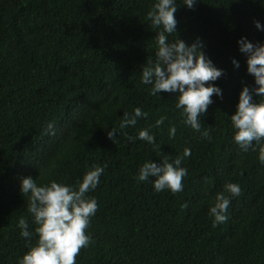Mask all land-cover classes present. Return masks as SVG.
I'll use <instances>...</instances> for the list:
<instances>
[{"label":"trees","instance_id":"1","mask_svg":"<svg viewBox=\"0 0 264 264\" xmlns=\"http://www.w3.org/2000/svg\"><path fill=\"white\" fill-rule=\"evenodd\" d=\"M154 3L0 0V264H17L37 239L21 180L75 185L92 165L107 167L87 193L98 208L76 264H264V164L258 146L243 152L233 142L230 121L242 87L254 86L237 41L264 42L254 24H264V0H198L192 9L176 0L177 33L169 40L199 39L223 70L211 82L223 96L213 95L199 117L202 130L211 126V139L184 125L178 93L153 96L151 85L141 83V66L157 49L159 29L147 18ZM136 107L148 116L120 129L123 113ZM161 116L165 122L156 127ZM49 122L55 135L45 131ZM170 125L177 129L171 139ZM112 128L114 141L107 137ZM145 128L161 149L128 138ZM186 147L183 191L155 192L135 179L146 160L171 161ZM228 182L241 192L231 197L227 220L214 227L209 208ZM21 217L30 240L20 236Z\"/></svg>","mask_w":264,"mask_h":264},{"label":"clouds","instance_id":"2","mask_svg":"<svg viewBox=\"0 0 264 264\" xmlns=\"http://www.w3.org/2000/svg\"><path fill=\"white\" fill-rule=\"evenodd\" d=\"M198 0H182L189 9L194 8ZM176 0H155L151 10L147 13L152 27L159 29L155 41L157 49L155 59L148 60L141 66V83L151 85L150 94L160 95L161 92L178 93L175 107L181 110L183 123L200 133L202 139H211L209 128L202 130L201 114L206 113L208 106L213 103L212 97L223 96V90L215 82L223 75V70L217 68L203 51V42L199 39L187 44L176 35L174 41L169 36L177 33ZM258 31H264V24L254 21ZM240 52L247 56V73L254 77V86L242 87L239 93L235 112L230 116L231 127L234 129L233 142L240 150H257L258 160L264 164V42L252 43L246 37L237 41ZM233 65L239 68L236 59ZM258 97L260 99H254ZM147 112L140 107L132 113L124 112L119 128L134 127L138 119L146 118ZM161 116L155 121L160 127L165 122ZM48 135H55V126L49 122L45 129ZM176 127L168 128L169 138L176 135ZM117 129L107 131V137L114 141ZM130 140H141L152 145L153 151L161 149L156 143L154 134L149 129L139 130L137 135L128 137ZM191 150L184 148L181 157L170 161L163 156L160 162L149 159L138 167L135 179L139 182H150L155 192L170 191L172 194L183 191L182 179L187 176V169L182 167V160L190 157ZM107 165H92L82 179L75 185L51 180L47 184L38 185L36 179L25 177L20 182V192L28 196V212L37 236L35 244H29L28 250L22 257L17 258V264H76V257L82 248H86L91 237L86 234L90 219L96 214L98 204L95 197L87 193L94 191L100 183V177ZM150 177H155L151 180ZM224 191L217 193L215 203L209 208V215L213 217V226L227 220V209L231 197L240 195L239 184L228 182ZM230 194L226 196L224 193ZM21 229L20 236L32 237L27 220H18Z\"/></svg>","mask_w":264,"mask_h":264}]
</instances>
